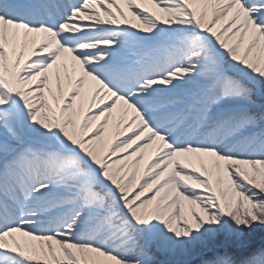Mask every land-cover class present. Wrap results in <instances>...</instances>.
Returning a JSON list of instances; mask_svg holds the SVG:
<instances>
[{
	"label": "snow or ice",
	"instance_id": "obj_1",
	"mask_svg": "<svg viewBox=\"0 0 264 264\" xmlns=\"http://www.w3.org/2000/svg\"><path fill=\"white\" fill-rule=\"evenodd\" d=\"M0 264H264V0H0Z\"/></svg>",
	"mask_w": 264,
	"mask_h": 264
}]
</instances>
